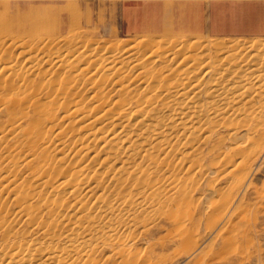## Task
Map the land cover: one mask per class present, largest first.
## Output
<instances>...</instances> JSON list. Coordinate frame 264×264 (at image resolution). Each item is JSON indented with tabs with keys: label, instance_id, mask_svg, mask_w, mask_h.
<instances>
[{
	"label": "bare ground",
	"instance_id": "obj_1",
	"mask_svg": "<svg viewBox=\"0 0 264 264\" xmlns=\"http://www.w3.org/2000/svg\"><path fill=\"white\" fill-rule=\"evenodd\" d=\"M16 44L10 48H29L21 63L0 55V112L8 118L0 131L7 145L0 157V264H98L95 255L106 250L116 264H144L136 249L142 234H192L203 144L225 129L232 128L230 139L242 130L253 134L264 118V44L209 43L213 63L201 42H149L147 50L128 43L91 48L74 36L40 47ZM48 65L51 78L35 87L28 77ZM90 82L87 109L79 99ZM56 111H63L61 127L51 123ZM52 131L56 167L37 149ZM21 168L32 172L30 182L18 180ZM225 175L230 190L215 205L221 211L213 228L208 221L210 231L230 220L253 165L240 160Z\"/></svg>",
	"mask_w": 264,
	"mask_h": 264
},
{
	"label": "rangeland",
	"instance_id": "obj_2",
	"mask_svg": "<svg viewBox=\"0 0 264 264\" xmlns=\"http://www.w3.org/2000/svg\"><path fill=\"white\" fill-rule=\"evenodd\" d=\"M254 1L264 4V0H0V46L4 43V47H0V55L2 60L11 58L21 63L19 54L27 52L29 48L12 49L10 48L12 42L13 44L17 42V46L35 42L36 47H40L38 44L42 45L47 40L56 39L60 42L64 41V38L66 40L74 36L81 44L84 43L91 48L97 46L103 48L113 44L121 46L128 43L140 44L142 49L147 44L144 47L147 50L149 42L150 45L156 42L159 44L201 42L211 53L209 62L213 63L215 50L209 47V43L235 45L236 42L245 44L261 41L264 44V34L244 36L224 32V14L229 16L236 13L234 9L239 3ZM50 70L49 65L41 67L40 72L36 76L28 77V80L34 81L35 87H38L37 83L45 86L46 79L51 78ZM53 78L56 79L55 76ZM90 84L91 82L83 85L82 97L79 99L84 102L82 104L87 109L92 108L90 102H86L92 91H86L88 92L86 94L83 92L90 89ZM16 85L19 84L16 82ZM18 89L30 93L24 86H19ZM51 89L57 91L58 88L54 86ZM38 90L35 93L39 94ZM6 91L7 89L3 94H7ZM40 97L41 104L48 102L46 94ZM117 100L118 95L108 102L111 104ZM27 112L30 114L31 110ZM62 115L63 111H56L51 121L52 125L61 127L59 120ZM7 120V115L0 112V131H4ZM24 124L26 127L28 120ZM260 124L254 135L248 130H242L230 139L226 136L232 132V128L225 129L220 131L219 136L212 135V139L203 144L202 153L196 158L202 172L199 171L194 176L197 177V186L195 185L197 193L194 197L196 206L191 211L194 212L195 218L192 234H176L171 228L152 236L142 234L136 249L140 253L144 251L142 254H145L146 264H264V118ZM54 130L56 133L57 128ZM53 131L49 132L47 137H42L37 149L44 151L48 165L56 167L61 166L58 162L61 156L56 154L53 148L58 145L57 138L52 137ZM45 132L44 129L43 134ZM48 145L50 147L47 148ZM238 146L241 147L240 151L236 149ZM6 147L7 145L0 142V157L6 156ZM214 147L217 148L215 155H209V150ZM223 155L229 158L224 163L231 161V164L223 166L224 163H221L222 165L217 163ZM240 160L248 166L253 165L249 189L238 206L236 205L237 209L234 207L230 220L221 222L220 227L218 225L210 231L218 221L221 211L215 205L221 202L222 196L230 190L232 179L224 176V173ZM31 173L29 169L21 168L17 173L18 180L30 182ZM64 200L66 205L70 203V200L67 201L66 198ZM13 211L14 207L9 205L5 218L10 219ZM167 234L169 237L166 238ZM109 253L110 250L97 253L94 258L98 264H116V258L106 259Z\"/></svg>",
	"mask_w": 264,
	"mask_h": 264
},
{
	"label": "crops",
	"instance_id": "obj_3",
	"mask_svg": "<svg viewBox=\"0 0 264 264\" xmlns=\"http://www.w3.org/2000/svg\"><path fill=\"white\" fill-rule=\"evenodd\" d=\"M234 10L237 11L234 14H229V16L224 14V32L244 36L264 34L263 3L259 1L239 3Z\"/></svg>",
	"mask_w": 264,
	"mask_h": 264
}]
</instances>
